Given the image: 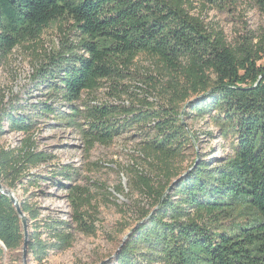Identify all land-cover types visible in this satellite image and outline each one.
<instances>
[{
	"label": "trees",
	"instance_id": "16d2710c",
	"mask_svg": "<svg viewBox=\"0 0 264 264\" xmlns=\"http://www.w3.org/2000/svg\"><path fill=\"white\" fill-rule=\"evenodd\" d=\"M203 1L234 16L243 0ZM247 1L264 19V0ZM190 5L188 0H0V56L39 39L56 22H71L76 37L37 72V88L47 89L48 101L30 113L12 104L2 107L0 139L31 136L18 152L0 149V184L14 189L28 180L25 184L39 188L48 179L30 170L51 169L55 160L37 151L32 140L40 119L51 117L77 129L89 149L134 132L155 168L152 177L137 172L130 179L150 208L142 209L120 249L98 264H264V66L259 64L264 24L256 30L246 25L229 39L222 27L192 16ZM141 54L186 79L194 97L186 108L82 104L85 92L124 79ZM205 118L220 138L233 137L231 153L210 161L195 157L183 171L188 151L200 142L185 122ZM51 174L57 186L69 190L74 213L65 221L42 217L29 200L20 202L32 263L72 248L75 232L96 231L81 211L79 189L60 184L73 182L77 173L58 166ZM25 242L22 220L0 191V264L6 256L15 260Z\"/></svg>",
	"mask_w": 264,
	"mask_h": 264
},
{
	"label": "rangeland",
	"instance_id": "374dc122",
	"mask_svg": "<svg viewBox=\"0 0 264 264\" xmlns=\"http://www.w3.org/2000/svg\"><path fill=\"white\" fill-rule=\"evenodd\" d=\"M188 2L191 5L187 9L192 16L198 17L209 27H222L229 39L246 25L256 30L264 24L263 17L247 0L240 2L234 16L212 10L203 0ZM74 35L71 22H56L39 39L24 42L11 54L0 56V112L3 106L6 108L12 104L30 113L37 103L48 101L47 89L41 86L37 88L40 81L36 79L39 77L37 72L42 67L47 68L49 57L62 51L65 42L75 43ZM259 64L264 66V59ZM179 77L158 58L141 54L135 58L124 79H118L116 83L104 81L96 91L85 92L82 104L139 108L148 103V106H144L155 111L171 105L186 108L187 102L194 97L187 88L186 79ZM61 109L68 111L67 106ZM185 123L190 132L198 135L200 142L194 150L191 148L188 151L180 169L189 168L198 156L210 161L231 153L233 137L220 138L218 129L209 124L208 118ZM133 133L130 131L111 144H97L89 149L77 129L60 125L53 117L40 119L32 140L37 151L47 152L55 160L51 163V169L42 165L31 169L30 173L44 172L48 179L40 181L39 188L31 186V182L25 184L28 180L17 183L14 189L2 187L19 202L29 200L39 207L42 217L70 220L74 212L69 190L57 186V182L50 178L51 171H56L58 166L69 167L77 173L74 181L59 180L60 184L79 189L83 199L81 211L89 222L95 224L96 230L94 235L75 232L72 248L52 254L41 264H98L107 260L120 249L139 223L142 209L150 208L144 191L135 187L130 179L137 172L152 177L155 168L146 160L151 161V158L143 152L142 138L133 136ZM211 133L213 137L208 135ZM30 136L6 134L0 139V149L18 152ZM3 264L38 263H32L28 257L24 260L23 252H18L15 260L6 256Z\"/></svg>",
	"mask_w": 264,
	"mask_h": 264
},
{
	"label": "water",
	"instance_id": "95a60500",
	"mask_svg": "<svg viewBox=\"0 0 264 264\" xmlns=\"http://www.w3.org/2000/svg\"><path fill=\"white\" fill-rule=\"evenodd\" d=\"M0 191H1V193L6 195L11 200V202L13 203V205H14V207L16 209L17 214L19 215V217L22 220V225H23L24 235H25V241H26L24 246H23L22 252H23V259L26 260L27 259V254H26V252H27V244L26 243H27V239H28V220H27V217L22 212L21 204H20L19 200H17L10 191L5 190L2 187L1 184H0Z\"/></svg>",
	"mask_w": 264,
	"mask_h": 264
}]
</instances>
